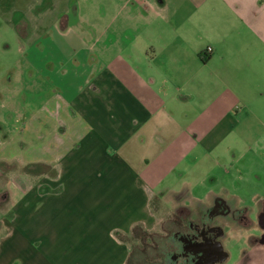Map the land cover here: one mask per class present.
Returning <instances> with one entry per match:
<instances>
[{"label":"crops","instance_id":"0c3cea01","mask_svg":"<svg viewBox=\"0 0 264 264\" xmlns=\"http://www.w3.org/2000/svg\"><path fill=\"white\" fill-rule=\"evenodd\" d=\"M105 2L89 40L73 30L76 7L37 36L16 7L0 18L14 40L43 47L27 62L53 87L4 89L0 71V264H127L123 236L152 229L160 209L248 210L215 190L212 170L199 185L191 176L240 121L238 105L264 108V0ZM259 205L237 264H264ZM218 220L224 239L241 225Z\"/></svg>","mask_w":264,"mask_h":264},{"label":"rangeland","instance_id":"374dc122","mask_svg":"<svg viewBox=\"0 0 264 264\" xmlns=\"http://www.w3.org/2000/svg\"><path fill=\"white\" fill-rule=\"evenodd\" d=\"M106 0H0V18L5 21V16L11 15V11L5 13L6 9L13 6L22 11V13L31 18L33 24L36 23L37 36L43 31L41 28L52 26L61 16V13L67 10L73 11L76 7L78 20L76 23V32L86 35L87 40L91 39V25L94 19L98 20L101 26H105L109 17ZM13 4V5H12ZM20 12V14H22ZM40 30V31H39ZM74 31V32H75ZM3 32V33H2ZM9 41H0V71H2V86L4 89H53L51 81L45 78L41 71L32 70L27 62L29 55L34 53L39 55L43 47H30L25 40L16 41L13 36L5 29H0V39ZM75 34H73V37ZM3 42V43H2ZM8 44V45H7ZM32 50V51H31ZM117 67V65H115ZM9 76V77H8ZM13 81H10V78ZM9 80V81H8ZM244 108L238 105L235 114L240 120L233 123L230 132L219 144L211 156L203 157L194 165L195 171L191 180L199 182L203 172L212 170L218 180L215 190H218L225 197H229L233 203L236 201L241 207H248L249 217L256 221L259 209V200L264 199V108L258 105L254 106L253 113L258 114L259 119L249 111L242 113ZM204 155H206L204 153ZM2 170V168L0 169ZM7 182L6 174L0 175V212L5 213L7 202L3 200L6 193L1 191L5 188ZM199 185V183H197ZM199 190V189H198ZM205 193V189L201 194ZM234 200V201H233ZM196 200L187 199L188 204ZM262 202V201H261ZM154 212L159 210L152 205ZM160 211V212H159ZM157 215L155 226L148 230L143 227H137L132 233L123 236L130 247V260L143 250L147 252L148 257L152 258L155 247L158 246V240L161 237H167L172 232V221L176 217V212L170 208L160 209ZM199 211L196 209L195 211ZM193 212V217L196 216ZM229 229V226L227 227ZM258 228L255 223L233 230V234L224 240V246L229 252V257L220 264H237L241 258L242 251L249 247V237L258 234ZM256 241L252 239V244ZM129 260V261H130Z\"/></svg>","mask_w":264,"mask_h":264},{"label":"flooded vegetation","instance_id":"af4514ba","mask_svg":"<svg viewBox=\"0 0 264 264\" xmlns=\"http://www.w3.org/2000/svg\"><path fill=\"white\" fill-rule=\"evenodd\" d=\"M193 215L190 208H179L172 221L171 234L157 241L153 257L142 250L127 264H220L226 260L222 258L226 250L224 226L218 216L234 219L244 226L253 223L247 209L235 210L220 202L202 207L201 212Z\"/></svg>","mask_w":264,"mask_h":264},{"label":"water","instance_id":"95a60500","mask_svg":"<svg viewBox=\"0 0 264 264\" xmlns=\"http://www.w3.org/2000/svg\"><path fill=\"white\" fill-rule=\"evenodd\" d=\"M264 217V216H263ZM227 257H228V253L226 252V251H224V254H223V260H225V259H227Z\"/></svg>","mask_w":264,"mask_h":264},{"label":"built area","instance_id":"2783aa9c","mask_svg":"<svg viewBox=\"0 0 264 264\" xmlns=\"http://www.w3.org/2000/svg\"><path fill=\"white\" fill-rule=\"evenodd\" d=\"M212 48L211 47H208V50H211Z\"/></svg>","mask_w":264,"mask_h":264},{"label":"trees","instance_id":"16d2710c","mask_svg":"<svg viewBox=\"0 0 264 264\" xmlns=\"http://www.w3.org/2000/svg\"><path fill=\"white\" fill-rule=\"evenodd\" d=\"M136 228H137V226L134 229H136ZM129 258H130V255H129Z\"/></svg>","mask_w":264,"mask_h":264}]
</instances>
